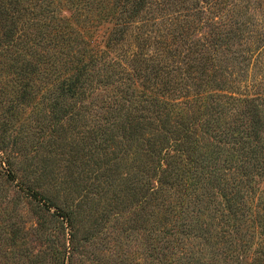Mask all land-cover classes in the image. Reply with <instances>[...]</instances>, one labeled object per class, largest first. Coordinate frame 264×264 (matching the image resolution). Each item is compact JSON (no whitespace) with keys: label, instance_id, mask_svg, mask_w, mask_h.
Returning a JSON list of instances; mask_svg holds the SVG:
<instances>
[{"label":"trees","instance_id":"obj_1","mask_svg":"<svg viewBox=\"0 0 264 264\" xmlns=\"http://www.w3.org/2000/svg\"><path fill=\"white\" fill-rule=\"evenodd\" d=\"M0 35L23 39L88 187L36 259L76 264L105 198L99 217L126 214L140 264H264V0H0ZM14 159L20 192L59 200L45 167Z\"/></svg>","mask_w":264,"mask_h":264},{"label":"rangeland","instance_id":"obj_2","mask_svg":"<svg viewBox=\"0 0 264 264\" xmlns=\"http://www.w3.org/2000/svg\"><path fill=\"white\" fill-rule=\"evenodd\" d=\"M255 13L259 15V11ZM63 15H70L67 7ZM109 27L108 23H103L91 40L102 43ZM5 40L0 35V42ZM8 42L0 45V264H55L41 262L36 255L66 241L61 211L68 203L80 202L88 187L85 182L77 186L82 182L78 179L83 177L82 171L73 165L67 166L71 157L69 152L62 155V147L56 139L58 124L53 114L48 113L50 101L45 98L47 93L41 71L32 75L26 67L30 58L23 39L14 45ZM10 64L14 68H10ZM8 155L15 158V168L22 164L38 165L36 175L45 167L44 180L51 183V191L59 200L50 205L38 195L20 192L16 182L7 179L9 169L7 163L2 162ZM17 176L22 177V172H17ZM76 179L77 183H74ZM69 192L71 195L68 196ZM93 198L97 200L96 196L90 195L84 205L90 206ZM105 200H101L99 212L85 218L80 234L91 236L76 257V264H140V236L126 234V214L119 213L110 219L99 217L102 207L109 204ZM48 233L53 235V241L43 238Z\"/></svg>","mask_w":264,"mask_h":264}]
</instances>
